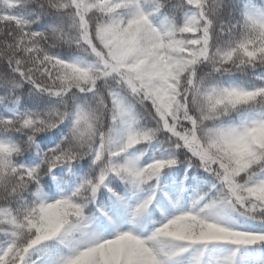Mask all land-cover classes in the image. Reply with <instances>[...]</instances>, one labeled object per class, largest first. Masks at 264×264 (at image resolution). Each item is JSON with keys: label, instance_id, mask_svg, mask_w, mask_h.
Wrapping results in <instances>:
<instances>
[{"label": "snow or ice", "instance_id": "6c2138e0", "mask_svg": "<svg viewBox=\"0 0 264 264\" xmlns=\"http://www.w3.org/2000/svg\"><path fill=\"white\" fill-rule=\"evenodd\" d=\"M0 264H264V0H0Z\"/></svg>", "mask_w": 264, "mask_h": 264}]
</instances>
